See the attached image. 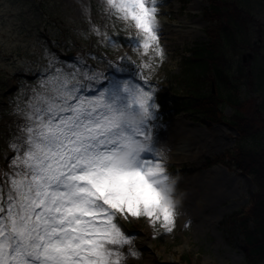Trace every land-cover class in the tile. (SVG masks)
<instances>
[{
    "label": "snow or ice",
    "instance_id": "1",
    "mask_svg": "<svg viewBox=\"0 0 264 264\" xmlns=\"http://www.w3.org/2000/svg\"><path fill=\"white\" fill-rule=\"evenodd\" d=\"M92 7L82 4L90 20ZM97 7L130 21L139 38L127 44L163 62L158 0H104ZM90 30L101 43H121L101 24L92 22ZM46 55L39 80L17 86L28 98L15 106L25 117L23 131L8 141L13 154L4 153L12 169L0 166L7 178V191L0 184V264H122L126 255H139L123 246L140 235L122 218L143 217L168 232L176 226V179L154 132L162 109L158 85L127 55L115 67L97 59L139 81L106 78L82 56L66 64Z\"/></svg>",
    "mask_w": 264,
    "mask_h": 264
},
{
    "label": "rangeland",
    "instance_id": "2",
    "mask_svg": "<svg viewBox=\"0 0 264 264\" xmlns=\"http://www.w3.org/2000/svg\"><path fill=\"white\" fill-rule=\"evenodd\" d=\"M236 1L220 0L231 8ZM103 3L104 0H0V166L11 171L12 165L4 153L7 150V156L13 154L8 141L13 133L19 135L23 131L20 126L25 117L16 112L15 106H23L28 97L18 91L17 86L21 79L28 85L39 80L43 74L41 69L47 66L46 52L56 53L66 64H78L77 57L82 56L85 64L99 69L106 78L115 76L139 81V75L133 73L125 77L114 73L104 60L97 59L104 57L113 61L111 67H115V62H122L121 58L127 55L150 82L158 85L162 109L159 110V126L154 132L164 150L168 172L176 179L179 204L176 226L171 232L159 222L152 225L143 217L131 221L122 218L129 232L140 233L132 244L123 246L125 253L132 250L139 255H126L122 264H261L262 260H253L237 218L251 210L256 185L241 169H229L223 164L208 166L216 157L235 151L238 142H244L242 137H246V133L225 121L201 120L191 111L177 114L172 110L176 100L187 99L186 86L179 80L183 78L182 63L196 44L207 41L209 22L205 11L210 0H164L158 5L163 11L158 14L159 21H165V29L181 20L194 26L190 30L184 28L187 30L184 38L174 36V30L161 35L160 42L166 53L162 63H156L158 57H153L151 52L144 53L142 47L133 49L127 44L128 40L139 38L138 30L130 21L101 11L97 6ZM82 4L93 6L91 20L83 13ZM261 5L262 0H245V4L240 5L256 12V17H251L249 29L240 27L248 40L249 50L240 55L245 70L249 60L255 54L260 55L251 44L264 32V8L259 12ZM92 22L103 25L108 35L117 37L121 43L115 47L101 43V37L90 30ZM145 64L150 67H144ZM26 66L32 70L25 71ZM174 77L180 78L176 81ZM247 87H251L250 82ZM243 92L247 103L243 102L246 105L240 114L246 119L254 118L259 99L247 88H243ZM224 114L232 116L234 110L227 107ZM247 122L243 129L251 124L248 119ZM256 124L247 141L253 140L257 130H264V123L258 116ZM257 142L264 144L261 139ZM179 143L184 151L182 155L173 156L171 149L179 147ZM6 181L7 178L0 175L5 191ZM179 181L182 182L177 186Z\"/></svg>",
    "mask_w": 264,
    "mask_h": 264
},
{
    "label": "trees",
    "instance_id": "3",
    "mask_svg": "<svg viewBox=\"0 0 264 264\" xmlns=\"http://www.w3.org/2000/svg\"><path fill=\"white\" fill-rule=\"evenodd\" d=\"M242 3L245 4V0H237L234 8H231L220 0H210L205 11V18L209 22L207 41L196 44L190 55L184 58L183 78L174 77V80L179 79L185 84L188 95L187 99L176 101L175 110L195 112L200 114L202 120L225 121L246 133V137H242L244 142L240 140L235 151L230 150L216 157L208 166L222 163L229 169H241L252 178L256 185L254 203L249 215L243 213L242 217L237 218L247 245L252 250L253 260H262L261 264H264V144L257 142L259 139L264 141V130H257L253 140L247 141V136L257 127V116L264 123V32L259 33L258 41L251 44V48L260 55L255 54L245 70L240 55L248 49V40L245 39L246 32L244 35L240 27L249 29L251 17H256V12L240 6ZM259 12H263V9ZM248 82L251 87H247ZM243 88L255 93V98L259 99L255 117L247 118L251 124L245 129L242 126L248 122L240 114L247 103L243 99ZM226 107L234 110L232 116L224 114Z\"/></svg>",
    "mask_w": 264,
    "mask_h": 264
},
{
    "label": "bare ground",
    "instance_id": "4",
    "mask_svg": "<svg viewBox=\"0 0 264 264\" xmlns=\"http://www.w3.org/2000/svg\"><path fill=\"white\" fill-rule=\"evenodd\" d=\"M163 1L164 0H158V5H160L161 3H163ZM161 13H163V11L162 10H159V14H161ZM160 24L162 26L161 35H163V36H165L166 34H168V31L171 32V31L174 30L175 31L174 36H182L184 38L186 36V33H187V30H185L184 28H189L188 30L194 28V26L191 25L190 22H188V21H182V20L180 22H178L177 24L170 26L169 29H165V21H161L160 20ZM180 147H183L182 143H179V147H177L176 149L175 148L171 149L173 156L182 155V153H183L184 150L182 148H180ZM173 150H174V152H173ZM181 182L179 181L177 183V186L178 185L180 186Z\"/></svg>",
    "mask_w": 264,
    "mask_h": 264
}]
</instances>
